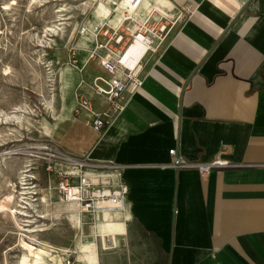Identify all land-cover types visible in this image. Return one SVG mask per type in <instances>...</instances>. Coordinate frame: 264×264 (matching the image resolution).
I'll use <instances>...</instances> for the list:
<instances>
[{"label":"crops","instance_id":"0c3cea01","mask_svg":"<svg viewBox=\"0 0 264 264\" xmlns=\"http://www.w3.org/2000/svg\"><path fill=\"white\" fill-rule=\"evenodd\" d=\"M165 2L192 12L144 64L121 113L95 132L77 112L73 121L89 139L64 146L90 162L114 163V172L90 173L126 183V207L94 219L73 209L75 250L60 252L78 253V264H264V0ZM89 61L96 70L86 80L105 72ZM224 146L232 163L207 174L172 164L178 156L210 160Z\"/></svg>","mask_w":264,"mask_h":264},{"label":"rangeland","instance_id":"374dc122","mask_svg":"<svg viewBox=\"0 0 264 264\" xmlns=\"http://www.w3.org/2000/svg\"><path fill=\"white\" fill-rule=\"evenodd\" d=\"M83 1L0 0V117L12 115L15 108L16 112L21 109L24 121L23 128L11 120L0 124V157L3 151L10 152L3 164L0 161V203L13 207L16 214L18 208L24 209L20 207L22 202L17 192L18 185H22L17 170L23 168L27 159V162H33L31 171L36 178L26 179L43 187L42 191L33 194V198L47 192L50 210L62 212L61 217L55 213L60 217L58 219L52 214L49 219H36L33 214V222L21 220V223H32L36 227L44 224L43 230L29 233L14 223L11 210L0 211V264H17V256L22 252L19 233H23L27 240L39 239L75 250L76 234L67 219L68 213L64 209L57 211L61 202L46 188L43 156L48 143L56 150H64L65 145H74L78 141L81 148L90 136L84 125L73 121L78 117L74 110L76 84L84 80L88 72L96 70L90 61H81L80 27L84 23L90 26L94 5L93 0L80 5ZM155 1L160 3L162 0ZM62 6L64 10L58 11ZM73 71L79 76L74 77ZM51 98L53 111L45 102ZM54 161L58 170L59 158ZM52 175L56 177V174ZM5 179L12 184L5 185ZM28 207L30 205L25 209L30 212ZM19 216L29 219L23 214ZM67 254L71 264H78V253ZM61 255L64 258L63 253Z\"/></svg>","mask_w":264,"mask_h":264},{"label":"built area","instance_id":"2783aa9c","mask_svg":"<svg viewBox=\"0 0 264 264\" xmlns=\"http://www.w3.org/2000/svg\"><path fill=\"white\" fill-rule=\"evenodd\" d=\"M128 2L137 6L141 0ZM191 12L189 5H170L167 2L161 8L153 6L147 9L142 16L132 18L123 15L114 22L105 20L90 28L93 43L87 51L85 63L95 61L105 72L95 74L88 80H79L74 110L87 114V122L95 132H101L121 113L143 81L144 64L159 53L172 30L184 22ZM88 29L84 23L80 32ZM84 87L95 95L88 93ZM94 96L102 97L104 104L99 105ZM47 145L43 156L47 174L46 188L60 202H71L77 213L87 219H94L106 210L115 212L126 207V183L121 180L103 183L96 178V174L90 173L91 168H98L97 166L114 172L118 170L114 163L97 164L66 150H56L53 144ZM229 149V146H224L207 161L185 160L178 156L172 160V164L194 167L201 174H207L214 167L232 163L222 156ZM169 153L175 154V148H170ZM56 157L59 158L58 170L54 161ZM52 174H56V177ZM64 264H71L69 254L65 255Z\"/></svg>","mask_w":264,"mask_h":264},{"label":"bare ground","instance_id":"6f19581e","mask_svg":"<svg viewBox=\"0 0 264 264\" xmlns=\"http://www.w3.org/2000/svg\"><path fill=\"white\" fill-rule=\"evenodd\" d=\"M90 1L91 0H84L83 2L80 3V5L87 4ZM93 1H94V5H93L92 12H91L92 17L89 20L90 26H87L89 29L86 32H80L81 36L79 39V43L83 47V48L81 47V50L83 51L82 56H81V61L83 63L87 60V51L92 46V43H93V36H92V32L90 31V28L95 23L97 22L102 23L105 20L114 22L116 19L122 18L123 15H127L132 18H135L137 16H142L147 9L152 8L153 6H156L157 8L166 6V4H163V3H166L165 0H162L160 3L155 0L154 1L153 0H141V2L137 6H133L132 4H130L128 2L129 0H93ZM62 10H64L63 6L58 8V11H62ZM58 15L60 16L61 14H58ZM61 17H59V19H63ZM77 75L79 76V74L76 71H73V76L77 77ZM51 101H52V98L49 100L48 99L45 100L46 106H48V108H50L53 111ZM19 110L21 111V109ZM16 111L17 110L14 108L15 113H13L12 115L0 117V124L3 122H8V120H11L13 124L15 123L19 125L20 128H23L24 127L23 114L20 111L18 112ZM41 147L43 148L44 146H41ZM8 155H10L9 151H3L1 153L0 161L2 162V164L5 161V158L9 157ZM32 163H33L32 161L27 162V159H25L24 165H22L23 168L21 169L19 168L17 170V178H19L20 183H22V185H18L17 192L20 195L19 196L20 201L24 203V204L21 203L20 207L24 209L21 210V208H18L19 213L16 214L13 211L14 209L13 207L8 206L5 203H0V211H5L8 209L11 210L10 213H11V217L14 223L19 227L20 230L24 232H29V233L35 231L36 229H42V226L44 224L42 226L36 227V225L32 223L31 224L21 223V220L33 222L35 218L36 219L38 218L48 219L44 211L42 210L43 209L42 207L49 206V199H48L47 192L41 196L39 195L33 198V194H37L38 192L42 191L43 187H41L38 184H32L31 181H28L26 179V178L28 179L36 178L35 177L36 174L33 171H31ZM25 166L26 168H24ZM4 184L11 185L12 182L9 179H5ZM13 191H16V189L13 188ZM60 204L70 205L72 206V209L68 208L67 206H62V207L57 206V211L68 208L69 209L67 210L68 214L76 213L75 210H73V209H76L75 205L72 204L71 202H68V203L61 202ZM29 205L30 207L28 208L30 209V212H28L25 209V207ZM21 214H23L24 216H28L29 219H23V217L19 216ZM33 214H35V218H32ZM56 214L59 215L60 212H56ZM56 218H59V216H56ZM24 225H27V226H24ZM19 234H20L19 236L20 244L19 245L22 247V252L19 254V256H17L18 257L17 264H63L64 258H62L60 251L66 250L64 247L54 246V245L47 243L46 241L39 240V239H35V241L34 239L27 240V237L25 238V235L23 233H19ZM83 250H84L85 255H87L88 258L93 257L94 260L96 259L95 255L93 256V254L88 252L87 246L85 243L83 245ZM67 253H70V252L69 251L63 252L64 257Z\"/></svg>","mask_w":264,"mask_h":264},{"label":"snow or ice","instance_id":"6c2138e0","mask_svg":"<svg viewBox=\"0 0 264 264\" xmlns=\"http://www.w3.org/2000/svg\"><path fill=\"white\" fill-rule=\"evenodd\" d=\"M13 2H15V0H13Z\"/></svg>","mask_w":264,"mask_h":264}]
</instances>
